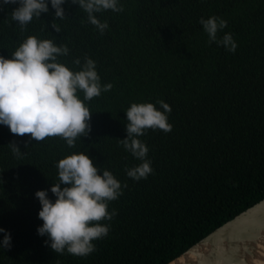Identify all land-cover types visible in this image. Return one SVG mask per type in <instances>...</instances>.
Returning a JSON list of instances; mask_svg holds the SVG:
<instances>
[{"label":"trees","instance_id":"1","mask_svg":"<svg viewBox=\"0 0 264 264\" xmlns=\"http://www.w3.org/2000/svg\"><path fill=\"white\" fill-rule=\"evenodd\" d=\"M123 11L94 13L107 21L101 34L87 13L66 0L64 19L54 9L33 17L22 30L11 18L17 4L0 0V55L29 35L66 45L58 57L71 70L85 55L96 62L101 84L111 90L85 101L91 131L70 148L60 137L43 141L15 136L0 124V228L11 247H0V264H165L215 227L264 197V0H119ZM219 16L236 42L234 52L208 36L201 17ZM60 26L56 33L51 27ZM83 99V93H79ZM163 100L170 132L147 129L138 137L153 171L140 180L126 167L140 163L124 149L131 103ZM22 152L16 157L8 144ZM25 142L28 146L25 147ZM85 152L121 182L108 202L116 210L109 232L93 241L87 256L55 253L37 234L42 220L37 190L58 182L56 163ZM124 185H127L126 187ZM63 187V185H61ZM4 232H0L2 241Z\"/></svg>","mask_w":264,"mask_h":264},{"label":"clouds","instance_id":"2","mask_svg":"<svg viewBox=\"0 0 264 264\" xmlns=\"http://www.w3.org/2000/svg\"><path fill=\"white\" fill-rule=\"evenodd\" d=\"M4 4H17L11 12L12 20L21 29L33 17L49 11L54 18L64 19L66 0H3ZM87 13V21L103 34L107 21H101L94 13L111 10L123 11L119 0H71ZM199 23L208 36V42H216L234 52L237 45L230 33L218 38V33L227 27V21L219 16L201 17ZM56 33L61 28L52 22ZM69 48L55 44L51 39L27 36L11 53L10 58L0 55V124L7 126L15 136H29L37 142L50 137H60L70 148L76 140L88 136L91 131L92 112L85 101L111 90V83L101 84L96 62L85 55L83 63L76 58L73 63L79 70H71L58 60L66 56ZM83 93V99L79 93ZM161 111L151 102L130 104L126 110V137L119 139L124 149L140 161L134 167H126V174L134 180L147 178L153 171L147 159L148 148L138 137L147 129L170 132L167 113L171 108L163 100L156 102ZM13 154L20 158L22 152L15 141L8 144ZM28 143L25 142V147ZM58 182L52 183L50 191L55 200L49 199L47 190H37L40 202L38 217L42 225L37 234L47 236L44 242L55 253L67 251L73 256H87L95 250L93 241L106 236L109 225L101 223L111 220L116 210H108V202L122 194L121 182L107 169L102 171L94 165L85 152H73L56 163ZM63 185V187H61ZM125 187L127 185H124ZM4 232L0 247H11L10 234Z\"/></svg>","mask_w":264,"mask_h":264},{"label":"bare ground","instance_id":"3","mask_svg":"<svg viewBox=\"0 0 264 264\" xmlns=\"http://www.w3.org/2000/svg\"><path fill=\"white\" fill-rule=\"evenodd\" d=\"M227 256L233 259H223ZM209 260L211 264H264V230L252 231L243 238L220 239L215 244H198L168 264H201Z\"/></svg>","mask_w":264,"mask_h":264},{"label":"water","instance_id":"4","mask_svg":"<svg viewBox=\"0 0 264 264\" xmlns=\"http://www.w3.org/2000/svg\"><path fill=\"white\" fill-rule=\"evenodd\" d=\"M261 229L264 230V197L215 227L165 264H168L170 261L185 252L193 251L198 244H215L220 239L231 240L238 236L243 238L246 237L248 233ZM223 259L232 260L233 258L227 256L226 258L223 257ZM201 264H211V262L209 260L208 262H202Z\"/></svg>","mask_w":264,"mask_h":264}]
</instances>
